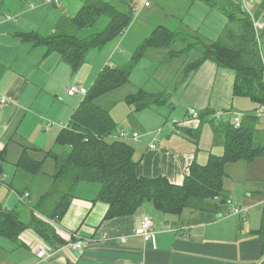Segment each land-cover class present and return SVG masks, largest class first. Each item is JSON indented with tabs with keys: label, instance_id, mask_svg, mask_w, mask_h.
Wrapping results in <instances>:
<instances>
[{
	"label": "crops",
	"instance_id": "1",
	"mask_svg": "<svg viewBox=\"0 0 264 264\" xmlns=\"http://www.w3.org/2000/svg\"><path fill=\"white\" fill-rule=\"evenodd\" d=\"M137 1L141 4L140 10L152 7L150 0L149 6L144 5L147 0ZM24 2L27 8L18 6L15 17L8 15L0 18V100L6 99L4 104L0 103V151L6 147L7 163L15 169L23 146L43 151L55 148L59 133L69 125L85 98L82 93L70 96L68 91L74 86L88 92L106 66L128 65L132 60L131 54L138 46L133 41L131 28L127 34L103 48L90 51L82 68L73 75L70 66L61 60L59 54H47L46 48L34 47L22 41L19 35L36 32L46 37L37 29L40 18H45L44 22L50 18L45 10L54 14L47 36L55 33L61 20L75 17L85 0H60L57 6L45 4L44 0ZM31 4H35V8H30ZM263 5L264 0H254L251 8L258 13ZM193 6L200 8L196 3L191 8ZM201 9L203 18L209 13L217 21L220 35L228 19L222 14L219 17L213 11ZM12 22L16 24L14 28L8 27ZM9 29L10 33H7ZM12 32L14 39L7 40ZM214 32L203 35L216 40L219 35L211 37ZM261 35L257 45L264 63V31ZM122 45L126 47L121 49ZM164 51L152 49L145 56L152 55L160 62L161 58H165ZM234 82L233 71L220 69L215 63L207 61L189 76L179 90L176 87L172 90L167 87L164 91L157 86L141 87L168 94L170 99L166 105L134 113L125 102V97L132 91L128 90L124 100L119 103L108 98L113 92L106 95L103 99L109 103L102 101L109 106L118 125L114 138L121 130L138 132L142 136L140 142H131L139 161L137 175L143 178L163 176L172 184L182 185L194 162L206 165L211 155H223L224 146L215 141L212 127L215 119L211 115L217 111L241 114L242 122L245 120L254 129V142L264 147V116H256L262 106L248 98L234 97ZM188 109L199 112L200 118L191 119ZM120 113L124 115L118 121ZM209 113V116L201 117ZM152 144L155 147L151 149ZM51 165L47 170L49 174L53 172ZM225 170L226 201L234 204V207L237 204L249 208L245 217L232 214L230 205L224 211L213 208L206 211L186 210L180 216H171L157 212L147 203L133 216L107 220L109 205L96 201L100 184L83 181L77 185L75 198L62 220L59 223L47 220L59 238L68 244L59 250L47 247V255L39 258L35 253V243L47 245L36 233L28 230L21 235L27 247L12 244L14 251H17L16 264H264V157L251 162L240 160L226 165ZM12 178L11 183L15 181V188H20L29 180L17 174V169ZM10 189L12 191L1 192L0 201L5 207L14 208L15 201L19 203V196L13 187ZM145 216L154 221V243L135 235ZM72 239H90L92 242L82 250H74L69 246Z\"/></svg>",
	"mask_w": 264,
	"mask_h": 264
},
{
	"label": "trees",
	"instance_id": "2",
	"mask_svg": "<svg viewBox=\"0 0 264 264\" xmlns=\"http://www.w3.org/2000/svg\"><path fill=\"white\" fill-rule=\"evenodd\" d=\"M196 2L228 19L218 39L210 40L191 28L187 34L183 29L172 31L158 26L138 44L128 65L106 66L100 72L69 125L59 133L54 149L43 151L23 146L16 169L17 174L29 180L19 186L21 189L15 188V181L9 186L17 191L19 204L27 207L28 215H23L17 207L7 208L0 202V239L18 247H27L21 235L31 230L45 241L50 250H59L67 245L47 220L57 223L62 220L75 198L77 185L83 181L100 184L96 201L109 205L107 220L133 216L147 203L152 204L157 212L171 216H180L186 210L221 209V205L216 204L226 200V165L264 157V147L254 142V129L249 123L244 120L242 126L236 129L227 118L219 121L212 119L215 141L224 146L223 155H211L206 165L194 162L183 184L175 185L163 176L143 178L137 175L139 161L135 156L136 148L130 141L114 138L117 123L109 106L102 101L106 95L131 82L135 67L149 50L172 49L174 43L181 42L185 45L184 49L170 50L173 51L171 56L190 50L198 54L186 68L185 81L204 63L211 61L218 68L235 73L234 97L248 98L264 106V63L252 22L241 11V0H191L189 7ZM136 3L137 0H85L75 17L61 20L55 33L46 37L36 32L22 33L19 38L34 47L46 48L47 54H59L75 75L90 51L99 50L127 33L134 22ZM104 16L109 23L103 30L79 35L82 30L93 28ZM169 97L168 94L143 88L127 96L125 102L132 112L137 113L166 105ZM209 115L202 114L201 117ZM7 153L6 147L0 151V176L5 172ZM50 163L53 172L47 174ZM216 197L221 198V203L215 201ZM33 198L35 203L31 204Z\"/></svg>",
	"mask_w": 264,
	"mask_h": 264
},
{
	"label": "rangeland",
	"instance_id": "3",
	"mask_svg": "<svg viewBox=\"0 0 264 264\" xmlns=\"http://www.w3.org/2000/svg\"><path fill=\"white\" fill-rule=\"evenodd\" d=\"M24 1L26 0H0V18L3 19V17L5 18L8 15L11 17H15L16 8L18 6H21V9L27 8V5L25 4ZM103 1L114 2L115 0H103ZM190 1L191 0H150V2L152 3V7L146 10H140L141 4L137 1L134 22L131 27L133 28L132 29V35H134V37H132L133 41H135V43H137L138 45L146 37H148L152 33V31L158 26H164L172 31H179L183 29L187 34L190 33V28L193 29L194 27L195 28L200 27V29L198 30L200 34L202 35L204 34L207 36L209 31H212V32L216 31V34L214 32V34H212L211 37H213V35L217 37L219 35V26L216 24L217 21L213 19V17L209 16V13L206 14V18H203V13H202L203 11L202 9L200 11V8H204L206 11H209V12L213 11L216 13V15H219V17H221L220 13L217 11L208 9L204 5L197 3V2L196 4L199 5L200 8L193 6V8L190 7L189 9ZM49 8L54 9L56 11V8H53L51 6ZM151 11H153L154 13H151ZM45 12L49 15L50 18L48 22H44L45 18H40L38 20L39 22H37V25H38L37 29L41 31L43 35L47 36L48 33L50 32V31H47V29L51 26L54 20V14L48 10H45ZM258 14L259 13H257V16H259ZM57 15L58 14L55 13L56 17ZM108 23H109V19L104 16L102 17L100 21H98L95 24L93 28L82 30L79 33V35L86 36L95 31H101L108 25ZM214 24H215L214 26L215 28L213 29L212 25ZM15 25H16L15 22H12V23H9L8 27L12 26V28H14ZM131 28L129 30H131ZM187 30L189 31L187 32ZM13 31H16V30H13ZM7 33H10V29L7 31ZM9 39H14V32H12L11 36L7 37V40ZM173 45L174 46L172 47V49H164L165 51L163 53L165 54V58H161L160 62H158V58H155L152 55L151 56L153 58L151 56L150 57L144 56L146 58H144L140 62L139 65L137 64L138 66L135 67L132 73L130 86L128 88H124L122 90L113 92L111 95H109L108 98L110 100L114 99L116 103H119V101L124 100V97L127 95L128 90L132 91V94H134L139 89H143L141 87H144V86L149 87V88L153 86L161 87L163 91L164 89H168L167 87H169L170 90H172L173 87L174 88L176 87V89L178 88L179 90L181 85L184 82H186L185 79L187 77V74H186L187 66L193 63L192 60L194 61L198 57V54L196 53V51L190 50V51L185 52L184 54L175 55L177 57L171 56V53L173 51H170V50H175V51L182 50L185 47V45L181 42H176V44L174 43ZM125 47H126L125 45L120 46L121 49H124ZM167 52H170V53H167ZM148 82L150 83L148 84ZM129 95L131 94H128L127 96ZM103 100L106 104L109 103L106 101V99H103ZM167 113L169 114V112ZM123 115H124L123 113L118 114V121H121L119 117H122ZM125 120H129V119L125 118ZM144 121L147 122V118L144 117ZM117 129H118V125H117ZM215 136L216 135L214 133V139H215ZM4 169H5L4 174L0 176V194L2 191H5V190L12 191L9 185L11 184V181L13 179L12 178L13 174L15 173V170H16L15 167L12 166L10 163L4 164ZM48 169H49V166L47 167V170ZM49 173L50 171H47V174ZM8 175L10 176V181H8ZM34 201L35 199L33 198L31 200V204L35 203ZM14 204H15V207H17L20 212L22 211L23 215H28V209L26 206L19 204L17 201H15ZM216 205L218 206L221 205L220 208L223 211L225 208H228V203L226 200L222 202L221 204H216ZM151 206L152 208H154L152 204ZM233 206L234 204L231 203L230 207H233ZM43 218L46 219V217L44 216ZM30 232L35 233L33 231H30ZM0 246H1L0 247V264H16L15 259L17 257L16 255L17 251H14L15 249L14 247L12 248V244L9 241H6V239L2 238L0 239Z\"/></svg>",
	"mask_w": 264,
	"mask_h": 264
},
{
	"label": "built area",
	"instance_id": "4",
	"mask_svg": "<svg viewBox=\"0 0 264 264\" xmlns=\"http://www.w3.org/2000/svg\"><path fill=\"white\" fill-rule=\"evenodd\" d=\"M235 1V0H233ZM45 4H50V5H59L60 0H44ZM254 3V0H241L240 2V7H241V11L245 14H247L252 22V26H253V30H254V34H255V38H256V42L259 44V42L261 41V34L264 31V5L261 6V10L258 12L259 16H257V12H254L251 8V4ZM145 6H149L150 2L147 0L144 2ZM30 8H35L34 4L30 5ZM77 93H82L83 95L87 94V90L84 88H78V87H72L69 91L68 94L70 96H73ZM6 101L5 98H2L0 100L1 104H4ZM188 116L191 119H195L198 120L200 118V114L199 112H197L194 109H188ZM256 116H264V106H262L257 112H256ZM212 117L215 120H222V119H229L232 124L234 125V128L238 129L242 126V120H243V116L241 114L238 113H234V112H230V111H217L215 113L212 114ZM51 126V125H49ZM117 137L121 140H125V141H130V142H140L142 136L138 133V132H127L125 130H121ZM155 145H151L150 148H154ZM215 200L219 203L221 201L220 197H216ZM230 202H228V208H229ZM232 214L238 215L240 217H245L247 216V214L249 213V208L246 207H241L240 205L238 206H233L230 208L229 210ZM135 235L136 236H140L142 238H144V240L146 241H151V242H156V232H155V225H154V221L151 217L145 216L139 223L138 227L135 230ZM92 242V240L90 239H85V240H80L74 243H71L69 246L74 249V250H82L84 247H87L88 245H90V243ZM37 244L34 249H35V253L39 258H43L47 255V246L45 247V245L41 244V243H35Z\"/></svg>",
	"mask_w": 264,
	"mask_h": 264
}]
</instances>
